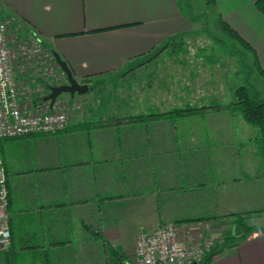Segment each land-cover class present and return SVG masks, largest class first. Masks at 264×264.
<instances>
[{
  "label": "crops",
  "instance_id": "0c3cea01",
  "mask_svg": "<svg viewBox=\"0 0 264 264\" xmlns=\"http://www.w3.org/2000/svg\"><path fill=\"white\" fill-rule=\"evenodd\" d=\"M255 1L213 0L212 10L264 70ZM0 16L36 34L81 84L122 73L194 25L177 0H0ZM202 110L127 118L90 111L55 133L0 139L10 229L0 264H132L140 230L175 223L220 245L242 234L231 229L240 214L263 216L258 231L223 246L210 264H264L256 129L223 108Z\"/></svg>",
  "mask_w": 264,
  "mask_h": 264
},
{
  "label": "rangeland",
  "instance_id": "374dc122",
  "mask_svg": "<svg viewBox=\"0 0 264 264\" xmlns=\"http://www.w3.org/2000/svg\"><path fill=\"white\" fill-rule=\"evenodd\" d=\"M177 2L192 19L193 29L166 40L116 76L90 80L88 91L83 95L74 94L70 98L68 93L60 94L56 100L61 110L72 104L77 107L69 112V121L90 111L96 117L127 118L138 112L146 117H154V114L161 117L223 108L239 116L231 106L235 100L232 90L237 85L252 86L264 100V77L254 69L252 54L221 32L212 5L205 4V0ZM216 39L223 41V45L216 43ZM116 106H122L121 111ZM245 217L237 215L234 221L243 220L244 225L234 222L233 233L242 231L243 227L250 228V233L258 231L254 224L261 223L263 216L259 217L260 221L256 217L249 220Z\"/></svg>",
  "mask_w": 264,
  "mask_h": 264
},
{
  "label": "built area",
  "instance_id": "2783aa9c",
  "mask_svg": "<svg viewBox=\"0 0 264 264\" xmlns=\"http://www.w3.org/2000/svg\"><path fill=\"white\" fill-rule=\"evenodd\" d=\"M66 82L54 53L33 32L16 28L9 17L0 16V139L49 134L66 128L74 104L61 110L57 98H43L50 87ZM6 174L0 157V254L10 243L6 215ZM215 247L202 230L175 223L140 230L132 264H200Z\"/></svg>",
  "mask_w": 264,
  "mask_h": 264
},
{
  "label": "trees",
  "instance_id": "16d2710c",
  "mask_svg": "<svg viewBox=\"0 0 264 264\" xmlns=\"http://www.w3.org/2000/svg\"><path fill=\"white\" fill-rule=\"evenodd\" d=\"M213 0H205V4L212 5ZM256 10L264 16V0L255 1ZM216 24L219 26L221 32L231 39L235 43H239L245 51L250 52L253 57V66L256 72L264 77V70L261 68L258 62L257 55L250 48V46L230 27H228L220 18L216 20ZM15 26V25H14ZM24 31V29H21ZM26 32H29L27 29ZM219 45H223V41L216 39L214 40ZM239 51H236L237 53ZM209 62H211V59ZM243 60V59H242ZM233 97L235 100L231 103L233 107V112L237 113L247 124L256 128L255 144L259 150L262 158L264 159V100L259 97L258 92L252 86L247 85H237L234 86ZM157 114H154V116ZM7 187V186H6ZM240 221V220H239ZM240 225L243 226V220L240 221ZM243 232L239 236H229L222 238V243L220 245H215V247L207 253L200 264H210L212 257L220 250L223 246L237 244L243 239H245L250 234V228L245 229L243 227Z\"/></svg>",
  "mask_w": 264,
  "mask_h": 264
},
{
  "label": "water",
  "instance_id": "95a60500",
  "mask_svg": "<svg viewBox=\"0 0 264 264\" xmlns=\"http://www.w3.org/2000/svg\"><path fill=\"white\" fill-rule=\"evenodd\" d=\"M55 60L61 70L65 73L66 83L50 87V92L43 98L45 101L49 100L50 104L53 103L56 97L62 93H68L71 97L74 94L83 95L87 93L88 86L87 84H81L73 78L70 70L68 69L66 63L62 61L57 54L54 53ZM195 264V263H192Z\"/></svg>",
  "mask_w": 264,
  "mask_h": 264
}]
</instances>
